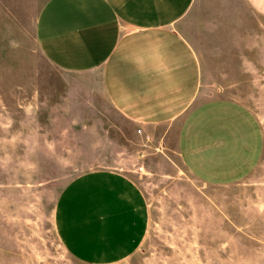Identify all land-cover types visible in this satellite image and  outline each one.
Instances as JSON below:
<instances>
[{"label": "rangeland", "instance_id": "1", "mask_svg": "<svg viewBox=\"0 0 264 264\" xmlns=\"http://www.w3.org/2000/svg\"><path fill=\"white\" fill-rule=\"evenodd\" d=\"M45 2L0 0V264H83L56 237L55 204L72 179L98 169L132 179L149 212L146 238L114 264H264L262 28L259 56H252L256 77L235 71L246 56H210L212 80L243 85L223 95L255 115L262 156L238 182L207 185L184 168L175 127L134 131L96 90L97 76L76 79L46 61L35 37ZM230 8L225 0L203 2L199 24L211 33L207 41L244 42L237 27L244 18ZM226 69L225 82L219 74Z\"/></svg>", "mask_w": 264, "mask_h": 264}, {"label": "crops", "instance_id": "2", "mask_svg": "<svg viewBox=\"0 0 264 264\" xmlns=\"http://www.w3.org/2000/svg\"><path fill=\"white\" fill-rule=\"evenodd\" d=\"M204 1L46 0L35 37L41 55L59 72L76 79L97 76L96 90L134 131L175 127L184 168L199 182L222 186L254 170L263 137L253 112L223 95L243 85L211 79L210 56H246L235 71L250 79L258 75L252 56H259L260 28L264 39V0H225L244 18L237 27L245 40L237 46H224L221 38L207 41L211 33L199 24ZM221 73L226 82L230 73ZM148 225L142 191L112 169L78 175L55 204L56 237L83 264L128 258L146 238Z\"/></svg>", "mask_w": 264, "mask_h": 264}]
</instances>
